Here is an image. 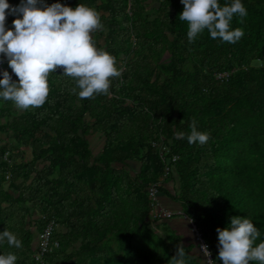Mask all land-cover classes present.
<instances>
[{"label": "trees", "instance_id": "16d2710c", "mask_svg": "<svg viewBox=\"0 0 264 264\" xmlns=\"http://www.w3.org/2000/svg\"><path fill=\"white\" fill-rule=\"evenodd\" d=\"M61 2L97 10L102 27L93 30V43L112 53L121 71L106 94L80 97L72 90H79L76 78L58 66L42 106L21 109L0 99V231L22 240L16 247L5 239L0 253L15 252L16 264H40L33 255L46 216L59 224L49 264H174L177 246L186 264H207L174 232L146 243L148 189L166 166L153 146L161 134L179 156L161 195L203 231L215 263L222 264L217 227L232 215L253 220L261 232L256 243L264 240V0H244L247 16L231 21L244 30L235 43L207 29L190 42L181 0ZM148 2L160 3L153 15ZM7 19L13 27L15 14ZM165 52L170 60L162 64ZM223 72L228 78H218ZM193 120L210 133L206 143L176 134L190 133ZM92 137L101 141L98 151ZM175 175L178 186L169 192L164 184L176 183Z\"/></svg>", "mask_w": 264, "mask_h": 264}, {"label": "clouds", "instance_id": "9594fccd", "mask_svg": "<svg viewBox=\"0 0 264 264\" xmlns=\"http://www.w3.org/2000/svg\"><path fill=\"white\" fill-rule=\"evenodd\" d=\"M184 8L179 14L188 21L187 37L193 41L207 29L213 38L235 43L244 35L240 27H232L234 15L247 16L244 0H181ZM9 14H15L13 27L6 24ZM102 27L97 10L87 4L75 7L54 0H0V58L7 57L8 64L19 79L14 80L7 68L0 75V99L12 100L21 109L42 106L49 94L48 76L58 66L63 73L75 77L78 86L73 88L80 97H93L107 93L111 77L120 75L116 57L93 43L92 32ZM187 136L190 144H204L210 133L191 123V132L178 131ZM219 252L222 264H264V240L256 243L261 232L257 225L244 215H232L226 226L217 227ZM5 239L10 245L22 247V240L12 231H0V243ZM210 256L207 244L202 245ZM184 247L177 246L172 256L174 264H186ZM15 252L0 253V264H16Z\"/></svg>", "mask_w": 264, "mask_h": 264}, {"label": "built area", "instance_id": "2783aa9c", "mask_svg": "<svg viewBox=\"0 0 264 264\" xmlns=\"http://www.w3.org/2000/svg\"><path fill=\"white\" fill-rule=\"evenodd\" d=\"M6 24L9 25V20L6 19ZM7 68L10 73H12V78L14 80L19 79L18 75L14 73L8 64L6 56L0 58V75H2L3 69ZM218 78H228L229 72L219 73ZM153 146H156L159 150L160 156L163 161L166 163L164 177L161 181H156L149 186L148 192L150 196V203L153 210V216L162 219L174 218L176 215L186 216L182 210H171L163 207L161 202V185L162 181L165 180L173 171L174 163L178 160L179 156L174 155L171 152V146L165 142L164 135L161 134V137L158 140L153 142ZM9 178V175L7 176ZM46 220L42 230L37 235L36 241V250L34 252V259L40 264H49V254L53 251L54 248L58 247L59 241L54 238V233L59 227L58 221L54 217L43 216ZM193 232L195 235V240L198 249L204 255L207 264H216L214 261V252L209 242L205 239L203 231L198 227V225L190 219ZM207 244L210 256L205 255L202 245Z\"/></svg>", "mask_w": 264, "mask_h": 264}, {"label": "rangeland", "instance_id": "374dc122", "mask_svg": "<svg viewBox=\"0 0 264 264\" xmlns=\"http://www.w3.org/2000/svg\"><path fill=\"white\" fill-rule=\"evenodd\" d=\"M159 5H160L159 2H148L147 13H149L151 15L155 14V11ZM169 60H170V54L168 52H165L162 55L160 62L162 64H165V63L169 62ZM2 136L3 135H0V137H2ZM91 140L94 141L93 137L91 138ZM9 141H10L11 145H13V146H15L17 144L13 136H11ZM94 144H95L96 151H98L100 146H101V141L97 139L96 141H94ZM26 151H27V154H29L31 156L30 149L26 148ZM152 214H153V212H152ZM185 230H187V231L185 232L184 237H182L176 231V229L174 228V225L171 224L169 221H166V219L159 220L158 218L151 215L150 216V227H149V229L148 228L145 229L144 236L146 237V243L147 244L150 243L151 246H154V243L159 242L160 239H162V240L164 239V240L168 241L169 240L168 238L170 237V235H173L172 232H174L179 237L181 236L182 243H184L187 246H190L194 251H196L195 245H194V242L192 239L193 236H191L192 232L190 231V228L188 227Z\"/></svg>", "mask_w": 264, "mask_h": 264}, {"label": "crops", "instance_id": "0c3cea01", "mask_svg": "<svg viewBox=\"0 0 264 264\" xmlns=\"http://www.w3.org/2000/svg\"><path fill=\"white\" fill-rule=\"evenodd\" d=\"M176 176V183L173 182L172 180H168L164 185H165V189L169 192H173V189L175 186H178V183H177V175ZM161 202H162V205L164 208L166 209H171V210H181V208H179V205L177 203H175L173 200H171L169 198V196H167L166 194H162L161 195ZM166 221H169L171 224L174 225V228L176 229V231L182 236L184 237V234L187 230H185L186 228H190V231L192 232V239H193V242L196 244V240H195V235H194V232H193V228H192V224H191V221L190 219H188L186 216H180V215H176L174 216V218H169V219H166ZM197 245V244H196ZM196 251H199L200 250L197 248ZM201 253V252H200ZM202 254V253H201ZM203 255V254H202ZM204 256V255H203ZM205 258V257H204ZM206 260V259H205ZM207 263V261H206Z\"/></svg>", "mask_w": 264, "mask_h": 264}]
</instances>
